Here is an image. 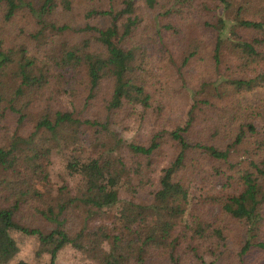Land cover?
Listing matches in <instances>:
<instances>
[{
	"label": "trees",
	"instance_id": "trees-1",
	"mask_svg": "<svg viewBox=\"0 0 264 264\" xmlns=\"http://www.w3.org/2000/svg\"><path fill=\"white\" fill-rule=\"evenodd\" d=\"M217 1L222 14L214 23L205 24L213 31L212 67H217L219 50L226 45L238 58L235 67L241 71L264 58V12L261 8L264 0H257L258 20L232 19L230 26L226 24V12L233 5L239 11L244 8L243 2L252 6L254 1ZM35 3L32 0H0V122L3 112L8 110L16 114V123L20 124L28 107L26 103L34 97L41 100L46 96L49 101L62 92L70 99L77 94L75 85L83 86L86 95L80 114L74 101L70 100V106L63 108L47 103L46 113L37 119L27 135L14 133L7 146L0 147V264L7 263L18 251L13 231L35 236V254L47 255L46 261L41 263L17 260L14 264H55L57 252L66 245L85 252L95 264H146V258L152 253L162 254L172 264H177L176 249L186 244L185 241L190 243L191 247L188 244L186 247L192 251L203 245V253H219L217 248L223 244L221 230L195 212L193 203L196 201L188 192L189 183L200 173L199 165L204 157L210 163L211 175L219 177L221 184L220 189L208 193L197 203L215 205L222 214L243 222L246 238L240 254L250 247L264 252V232H260V227L264 226V122L256 131L250 122H240L245 111L242 105L221 106L213 112L215 120L205 116L204 122L211 130L208 138L217 136V132L223 134L222 139L214 143L206 142L208 139H194L193 126L198 109L205 106L206 110H215L210 101L198 98L195 92L183 123L156 133L147 145H143L126 141L112 131L107 115L99 117L89 112L96 102L108 115L135 106H139L140 113L149 109L151 94L146 91L144 82L130 77L136 48L124 46L123 40L136 36V30L141 27V13L155 6L157 12L153 21L161 18L167 22L161 23V28L173 31L168 23L172 22V16L181 9H192L194 0H118L117 7L109 4L107 9L90 5L84 9L83 17L87 20L101 17L105 24L86 21L78 28L58 19L71 9L73 0H38ZM20 11L28 13L35 21L36 30L28 34V38L36 39L47 31H88L99 48L92 50L88 40H83L74 46L63 44L59 56L51 52L41 56L27 52L20 42L22 28L15 20ZM238 27L252 29L258 36L243 39L234 31ZM199 43L198 38L191 40L188 53L180 61L183 65L199 52ZM235 75L230 78L218 75L213 83L227 79L235 91H249L264 83V72L244 77ZM18 102L19 107L15 104ZM83 111L89 113L82 114ZM235 118L237 122H233ZM201 119L203 125V116ZM89 129H93L91 138L86 135ZM165 137L176 146V152L159 170L152 202L139 204L119 198L122 191H134L129 181L141 175L140 162L127 163L120 150L131 157L143 156L149 163L150 155L160 151V139ZM54 150L66 151L67 175L78 177L74 196L64 197V187L56 190L55 196L52 194L48 165ZM195 151L196 156H189ZM32 202L41 205L42 209L34 206V210L53 223L50 230L42 232L20 223L21 209ZM74 202L85 207L86 218L92 213L106 212L116 204L119 206L109 230L98 226L84 233L81 228L70 235L62 227L60 216ZM104 242H108L109 248L103 250L101 244ZM213 261L214 258L206 264H213Z\"/></svg>",
	"mask_w": 264,
	"mask_h": 264
},
{
	"label": "rangeland",
	"instance_id": "rangeland-1",
	"mask_svg": "<svg viewBox=\"0 0 264 264\" xmlns=\"http://www.w3.org/2000/svg\"><path fill=\"white\" fill-rule=\"evenodd\" d=\"M32 1L35 3L38 0ZM253 1L252 6L243 2L244 8L239 11L233 5L224 15L228 20L227 26H230L232 19L254 18L258 20L260 15L255 12L258 7V1ZM109 4H111V7L119 5L118 0H73L71 9L59 16L58 19L60 22H68L74 28L82 27L86 21L91 24L99 23L103 25L105 22H103L101 17L85 19L83 11L90 5L107 9ZM261 8H263L264 12V5ZM156 12V6L152 10H144L141 13V27L136 30V36L132 39L123 40L124 46L136 48L135 62L133 63V71L130 77L135 81L144 82L146 91L151 94L149 109L140 113L139 106H135L133 109L122 108L108 115V112L101 107L100 103L96 102L91 106L89 112L99 117L107 115L108 127L126 141L147 145L156 133L183 123L186 111L192 103L193 93L198 92L196 96L210 101L215 110H206L205 106L198 109L199 112L196 114L197 118L193 126V129L195 128L194 139H208L206 142L209 143L222 139L223 134L217 132H215L218 134L217 136L208 138L211 130L206 127L204 122L205 116L215 120L216 116L213 112H217L221 106L237 107L242 105L245 111L240 122H250L255 130L259 131L264 122V83L249 91H235L231 84L227 82V79H220L222 81L213 83V80L218 75L230 78V76L235 74V76L244 77L264 72V58L239 71L235 67L238 63V58L226 45L219 50L217 67H212L211 46L213 31L207 28L205 24L214 23L218 16L222 14L219 2L217 0H194L192 9H181L172 16V22L168 23L173 27V31L161 28V23H167L162 21L163 19L158 18L157 21H153V15ZM15 20L17 25L22 28L20 42L24 45L25 50L36 53L38 56L46 52L59 56L63 44L74 46L80 44L83 40H88L90 49L99 48V44L95 41L93 34L88 31L70 30L61 33L47 31L42 36H36V39L28 38V34H34L36 30L33 17L26 12L20 11ZM234 31L239 37L247 40L258 36L252 29L238 27L234 28ZM193 38L201 40L197 47L199 52L183 65L180 61L188 53V45ZM262 51L264 53V47H262ZM140 62L141 65L139 66ZM141 70L142 73L139 74L138 71L140 72ZM57 88L59 89V87ZM75 88L77 94L75 97L70 96V99L62 92L56 95V99L49 101L46 100V96L41 100H37L35 97L33 99L29 98L31 100L26 103L28 107L24 110L26 112L25 117L20 124L16 123V114L5 110L3 112L4 118L0 122V147L7 146L14 133L22 136L27 135L32 130L37 119L46 113L47 108L45 106L47 103L63 108L65 106L69 107L71 100L74 101V107L80 114L81 102L86 95V91L81 85H75ZM61 90L63 91L64 89ZM101 96L102 94L99 95L100 98ZM15 104L18 107L20 106L19 102ZM89 112L83 111L82 114H88ZM233 122H237L236 118ZM92 132L93 129H89L86 131V135L91 138L93 136ZM160 140V151L150 155L149 163L143 156L131 157L123 149L120 150L127 163L133 160L140 162L141 175L132 177L129 181L130 184H133L134 191L130 193L122 191L119 194V198L128 199L139 204L152 202V191L157 186L156 179L159 175V170L167 164L176 152V146L167 141L166 137ZM195 154L197 155V151L191 152L189 156H196ZM201 156L203 157L204 155L202 154ZM66 158V151L54 150L49 159V180L54 196L58 193H56V190L63 187L62 193L64 197L74 196L76 191L75 186L78 183V177L67 175V170L64 166ZM204 158L205 160L199 165L200 173L188 185V192L189 195L193 196V201H196V203H193L195 212L221 230L223 244L217 248L219 253L215 252L214 255H209L208 252L203 253V245L197 251H192L186 247V244L191 247L190 243L185 241L186 244L180 249H176V263L206 264L214 258L213 264H264V252L257 247H250L247 251L240 254L239 251L246 238L242 221L240 222L227 214H222L215 205L197 203L202 202V198L207 196L208 193H213L220 189L221 184L219 177L211 175L210 163H208L206 157ZM214 163L217 164V161H214ZM210 185L212 190H210ZM24 205L20 212V223L38 228L42 232H46L53 227L52 222L46 220L34 210L36 208L34 206H37V209H42L41 205L37 204V202L36 205L33 202ZM118 206L119 204H116L114 207L105 210L106 212L92 213L91 216L86 218L85 207L74 202L60 216L63 219L62 227L70 235H74L81 228L84 233H90L98 226H105L109 230ZM260 232H264V226L260 227ZM12 236L16 240L18 251L5 264H14L17 260L31 263L46 261L47 255L35 254L37 246L35 236L25 235L16 231L12 232ZM212 246L214 247V245ZM101 247L103 250L109 248L108 242L102 243ZM198 255L201 257H198ZM54 263L95 264L85 252L77 250L70 245L64 246L57 252ZM146 264H172V262L162 254L152 253L151 256L146 258Z\"/></svg>",
	"mask_w": 264,
	"mask_h": 264
}]
</instances>
